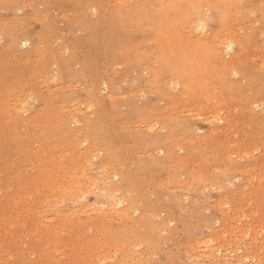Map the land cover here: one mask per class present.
Listing matches in <instances>:
<instances>
[{
    "label": "rangeland",
    "instance_id": "374dc122",
    "mask_svg": "<svg viewBox=\"0 0 264 264\" xmlns=\"http://www.w3.org/2000/svg\"><path fill=\"white\" fill-rule=\"evenodd\" d=\"M263 9L0 0V264H264Z\"/></svg>",
    "mask_w": 264,
    "mask_h": 264
},
{
    "label": "bare ground",
    "instance_id": "6f19581e",
    "mask_svg": "<svg viewBox=\"0 0 264 264\" xmlns=\"http://www.w3.org/2000/svg\"><path fill=\"white\" fill-rule=\"evenodd\" d=\"M151 1H153V0H151ZM182 1H183V0H182ZM230 1H231V0H230ZM206 2H208V1H206ZM209 2H210V1H209ZM176 3H177V2H176ZM180 3H181V2H180ZM180 3H179V4H180ZM201 3H204V2H201ZM233 3H234V2H233ZM195 5H196V4H195ZM195 5H194V6H195ZM200 5H201V4H200ZM200 5H198V6H200ZM206 5H207V4H206ZM206 5H205V7H207ZM223 5H224V4H223ZM230 5H231V4H230ZM261 5H262V4H261ZM202 6H203V5H202ZM214 6H216V5H214ZM214 6H213V7H214ZM232 6H233V5H232ZM178 7H179V6H178ZM222 7H223V6H222ZM228 7H229V6H228ZM242 7H243V6H242ZM190 8H191V7H190ZM202 8H203V7H202ZM223 8H224V7H223ZM230 8H231V7H230ZM161 10H163V9H161ZM166 10H167V8H166ZM177 10L179 11V9H177ZM222 10H223V9H222ZM263 10H264V9H263ZM204 11H205V10H204ZM234 11H235V10H234ZM122 12H123V11H122ZM192 12H193V11H192ZM192 12H191V13H192ZM201 12H202V11H201ZM227 12H228V11H227ZM231 12H232V11H231ZM172 13H173V12H172ZM205 13H206V12H205ZM169 14H170V13H169ZM228 14H229V13H228ZM228 14H227V15H228ZM188 15H189V14H188ZM196 15H197V13H196ZM196 17H197V16H196ZM202 17H203V16H202ZM227 17L229 18V16H227ZM201 19H202V18H201ZM226 19H227V18H226ZM183 22H184V21H183ZM196 24H197V23H196ZM251 25H252V24H251ZM236 26H237V25H236ZM222 28H223V27H222ZM144 29H145V28H144ZM195 29H196V28H195ZM219 29H220V28H219ZM224 29H225V28H224ZM223 34H224V33H223ZM229 34H230V33H229ZM231 34H232V33H231ZM233 34H234V33H233ZM226 35H227V33H226ZM192 36H193V35H192ZM203 36H204V35H203ZM219 36H220V35H219ZM229 36H230V35H229ZM208 37H210V36H208ZM212 37H213V36H212ZM226 37H227V36H226ZM200 38H201V37H200ZM200 38H199V39H200ZM216 38H217V37H216ZM218 38H219V37H218ZM220 38H221V37H220ZM222 38H223V37H222ZM201 39H202V38H201ZM203 39H204V37H203ZM208 39H209V38H208ZM233 40H235V39H233ZM211 41H212V40H211ZM216 41H217V40H216ZM238 41H239V40H238ZM51 42H52V41H51ZM175 42H176V41H175ZM217 42H218V41H217ZM52 43H53V42H52ZM212 43H213V42H212ZM219 43H220V42H219ZM239 43H240V42H239ZM215 44H216V43H215ZM220 44H221V43H220ZM224 44H225V48H226L227 50H229L231 47H233L234 42H233L231 39H229V40H226V41L224 42ZM243 44H244V43H243ZM236 45H237V44H236ZM238 45H239V44H238ZM215 46H217V45H215ZM221 46H222V45H221ZM223 46H224V45H223ZM219 47H220V46H219ZM244 48H245V47H244ZM239 49H240V48H239ZM245 49H246V48H245ZM215 50H216V49H215ZM219 52H220V51H219ZM223 52H224V50H223ZM59 54H60V53H59ZM219 57H220V56H219ZM211 58H212V57H211ZM220 58H221V57H220ZM222 58H223V57H222ZM157 61H158V60H157ZM158 62H159V61H158ZM229 62H230V61H229ZM161 63H162V62H161ZM163 63H164V62H163ZM224 65H226V64H224ZM231 66H232V65H231ZM111 67H112V66H111ZM233 67H234V66H233ZM259 67H260V66H259ZM115 68H116V67H115ZM222 68H223V67H222ZM231 68H232V67H231ZM113 70H114V69H113ZM228 71H229V70H228ZM111 72H112V71H111ZM235 73H236V72H235ZM225 76H226V75H225ZM225 76H224V77H225ZM42 77H43V76H42ZM43 78H44V77H43ZM176 79H177V78H176ZM178 79H179V78H178ZM178 79H177V80H178ZM169 80H170V79H169ZM179 80H180V79H179ZM170 81H171V80H170ZM172 81H173V80H172ZM50 82H51V81H50ZM54 82H55V81H54ZM73 82H74V81H73ZM167 82H168V81H167ZM174 82H175V81H174ZM184 82H185V80H184ZM51 83H52V82H51ZM199 83H200V82H199ZM175 84H176V83H175ZM177 84H178V83H177ZM49 85H51V84L49 83ZM49 85H48V86H49ZM79 85H80V84H79ZM52 86H53V85H52ZM169 86H170V85H169ZM44 87H45V86H44ZM53 87H54V86H53ZM60 87H61V86H60ZM156 87H157V86H156ZM58 88H59V87H58ZM71 89H72V88H71ZM102 89H103V88H102ZM107 89H108V88H107ZM203 89H204V88H203ZM98 91H99V90H98ZM104 92H105V91H104ZM230 92H231V91H230ZM43 94H44V93H43ZM127 94H128V93H127ZM139 94H140V93H139ZM139 94H138V95H139ZM113 95H114V94H113ZM131 95H132V94H131ZM102 97H103V96H102ZM105 98H106V97H105ZM64 99H65V98H64ZM110 99H111V98H110ZM78 103H79V102H78ZM85 103H86V102H85ZM12 104H13V102H12ZM55 104H57V103H55ZM88 104H89V103H88ZM252 105H253V104H252ZM232 106H233V105H232ZM46 107H47V106H46ZM12 108H13V107H12ZM80 109H81V108H80ZM225 109H226V108H225ZM69 110H70V109H69ZM80 111H81V110H80ZM85 111H86V110H85ZM188 111H189V110H188ZM35 112H36V111H35ZM74 112H75V111H74ZM195 113H196V112H195ZM77 116H78V115H77ZM88 116H90V115H87V117H88ZM49 117H51V116H49ZM54 117H55V116H54ZM78 117H79V116H78ZM216 117H217V116H216ZM220 117H221V116H220ZM55 118L57 119V117H55ZM67 118H68V117H67ZM219 119H221V118H219ZM144 122H145V121H144ZM43 124H44V122H43ZM56 124H57V123H56ZM139 124H140V123H139ZM121 126H122V124H121ZM136 126H137V125H136ZM136 126H135V127H136ZM131 127H132V126H131ZM147 128H148V127H147ZM20 129H21V128H20ZM57 129H58V128H57ZM54 130H55V129H54ZM15 131H16V130H15ZM20 131H21V130H20ZM67 131H68V130H67ZM58 132H59V131H58ZM24 133H25V132H24ZM54 134H55V133H54ZM70 135H71V134H70ZM73 135H75V134H73ZM48 136H49V135H48ZM53 136H54V135H53ZM69 137H70V136H69ZM64 138H65V137H64ZM79 138H80V137H79ZM56 139H57V138H56ZM77 140H78V139H77ZM56 141H57V140H56ZM64 141H65V140H64ZM66 141H67V140H66ZM81 141H82V140H81ZM94 141H95V140H94ZM43 142H44V141H43ZM96 142H97V141H96ZM99 142H100V141H99ZM129 142H130V141H129ZM58 143H59V142H58ZM64 143H65V142H64ZM97 143H98V142H97ZM123 143H124V142H123ZM18 144H19V143H18ZM59 144H60V143H59ZM65 144H66V143H65ZM29 145H31V144H29ZM51 145H52V144H51ZM95 145H96V144H95ZM99 145H100V144H99ZM117 145H118V143H117ZM54 146H55V145H54ZM66 146H67V144H66ZM92 147H93V146H92ZM112 148H113V147H112ZM174 148H175V147H174ZM172 149H173V148H172ZM151 150H152V149H151ZM173 150H174V149H173ZM52 151H53V149H52ZM64 151H65V149H64ZM85 151H87V150H85ZM61 152H62V150H61ZM82 152H84V151H82ZM90 152H91V151H90ZM112 152H113V151H112ZM157 152H158V151H157ZM50 153H51V152H50ZM57 153H58V152H57ZM77 153H78V152H77ZM93 153H94V152H93ZM117 153H118V152H117ZM133 153H134V152H133ZM138 153H139V152H138ZM52 154H53V153H52ZM83 154H84V153H83ZM97 154H98V153H97ZM176 154H177V153H176ZM178 154H179V153H178ZM13 155H14V154H13ZM47 155H49V154H47ZM60 155H61V153L59 154V156H60ZM72 155H74V154H72ZM77 155H78V154H77ZM118 155H119V154H118ZM122 155H123V154H122ZM41 156H42V155H41ZM66 156H67V155H66ZM68 156H69V155H68ZM80 156H81V155H80ZM133 156H134V155H133ZM153 156H154V154H153ZM44 157H45V156H44ZM47 157H48V156H47ZM54 157H55V156H54ZM56 157H57V156H56ZM87 157H88V156H87ZM98 157H99V156H98ZM179 157H180V156H179ZM23 158H24V157H23ZM52 158H53V156H52ZM82 158H83V157H82ZM42 159H43V156H42ZM106 159H107V158H106ZM121 159H122V158H121ZM166 159H167V158H166ZM176 159H177V158H176ZM48 160H49V159H48ZM159 160H160V159H159ZM28 161H29V160H28ZM51 161H52V160H51ZM79 161H80V160H79ZM93 161H95V160H93ZM117 161H118V159H117ZM124 161H125V160H124ZM173 161H174V160H173ZM40 162H41V160H40ZM80 162H81V161H80ZM83 162H84V161H83ZM121 162H122V161H121ZM168 162H169V161H168ZM171 162H172V161H171ZM50 163H51V162H50ZM61 163H62V162H61ZM72 163H73V162H72ZM72 163H71V164H72ZM109 163H111V162H109ZM161 163H162V161H161ZM165 163H166V161H165ZM64 164H65V162H64ZM79 164H80V163H79ZM106 164H107V163H106ZM113 164L115 165V163H113ZM130 164H131V163H130ZM130 164H129V165H130ZM156 164H157V163H156ZM159 164H160V163H159ZM168 164H169V163H168ZM176 164H177V163H176ZM29 165H30V164H29ZM36 165H37V163H36ZM56 165H57V164H56ZM111 165H112V164H111ZM161 165H162V164H161ZM166 165H167V164H166ZM194 165H195V164H194ZM17 166H18V165H17ZM43 166H44V165H43ZM174 166H175V165H174ZM14 167H15V166H14ZM50 167H51V166H50ZM72 167H73V166H72ZM95 167H97V166H95ZM101 167H103V166H101ZM112 167H113V166H112ZM114 167H115V166H114ZM114 167H113V168H114ZM47 168H48V167H47ZM57 168H58V167H57ZM59 168H61V167H59ZM81 168H82V167H81ZM85 168H86V167H85ZM87 168H88V167H87ZM106 168H107V167H106ZM126 168H127V167H126ZM39 169H40V168H39ZM44 169H45V168H44ZM62 169H64V168L62 167ZM76 169H77V168H76ZM76 169H75V170H76ZM98 169H99V168H98ZM98 169H97V170H98ZM109 169H110V168H109ZM116 169H117V168H116ZM188 169H189V168H188ZM35 170H37V168H36ZM40 170H41V169H40ZM50 170H51V169H50ZM71 170H72V168H71ZM71 170H70V171H71ZM75 170H74L72 173H74ZM89 170H90V169H89ZM133 170H134V169H133ZM263 170H264V169H263ZM26 171H27V170H26ZM60 171H62V170H60ZM65 171H66V170H65ZM85 171H86V170H85ZM127 171H128V170H127ZM41 172H42V171H41ZM46 172H47V170H46ZM52 172H54V171H52ZM83 172H84V171H83ZM91 172L93 173V170H92ZM102 172H103V171H102ZM209 172H210V171H209ZM14 173H15V172H14ZM50 173H51V172H50ZM50 173H49V174H50ZM59 173H62V172H59ZM59 173H58V174H59ZM63 173H64V172H63ZM63 173H62V175H63ZM68 173H69V172H68ZM87 173H88V172H87ZM99 173H100V172H99ZM106 173H108V172H106ZM106 173H105V174H106ZM116 173H117V172H115V174H116ZM145 173H146V172H145ZM260 173H261V172H260ZM42 174H43V172H42ZM52 174H53V173H52ZM58 174H57V175H58ZM96 174H98V172H97ZM102 174H103V173H102ZM102 174H101V175H102ZM33 175H34V174H33ZM53 175H54V174H53ZM53 175H52V176H53ZM86 175H87V174H86ZM92 175H93V174H92ZM138 175H139V174H138ZM142 175H143V174H142ZM147 175H148V174H147ZM18 176H19V175H18ZM24 176H25V175H24ZM66 176H67V175H66ZM77 176H78V175H77ZM89 176H90V173H89ZM143 176H144V175H143ZM143 176H142V177H143ZM172 176H174V175H172ZM15 177H16V176H15ZM107 177L110 178V176H107ZM111 177H112V176H111ZM157 177H158V176H157ZM178 177H179V176H178ZM9 178H10V177H9ZM58 178H59V176H58ZM75 178H76V177H75V175H74V180H76ZM77 178H78V177H77ZM81 178H82V177H80V179H81ZM95 178H96V177H95ZM97 178H98V177H97ZM19 179H20V178H19ZM28 179H29V178H28ZM38 179H39V178H38ZM52 179H53V178H52ZM72 179H73V178H72ZM78 179H79V178H78ZM80 179H79V181H81ZM105 179H106V178H105ZM166 179H167V178H166ZM172 179H173V178H172ZM32 180H33V179H32ZM35 180H36V179H35ZM59 180H60V179H59ZM66 180H67V178H66ZM82 180H84V178H83ZM110 180H111V179H110ZM43 181H44V179H43ZM43 181H42V182H43ZM61 181H62V180H60V182H61ZM84 181H85V180H84ZM92 181H93V180H92ZM27 182H28V181H27ZM63 182H64V181H62V183H63ZM66 182H67V181H66ZM69 182H70V181H69ZM82 182H83V181H82ZM105 182H106V181H105ZM108 182H112V180H111V181H108ZM114 182H116V181H114ZM120 182H121V181H120ZM120 182H119V183H120ZM159 182H160V181H159ZM248 182H249V181H248ZM44 183H47V182H44ZM48 183H51V182L48 181ZM74 183H75V182H74ZM127 183H128V182H127ZM36 184H37V183H36ZM41 184H42V183H41ZM59 184H60V183H59ZM75 184L78 185L79 183H75ZM86 184H87V183H86ZM89 184H90V183H89ZM105 184H107V183H105ZM110 184H111V183H110ZM112 184H113V182H112ZM249 184H250V182H249ZM255 184H256V183H255ZM70 185H71V183H70ZM70 185H69V186H70ZM82 185H84V182L82 183ZM158 185H159V184H158ZM168 185H169V184H168ZM178 185H179V184H178ZM201 185H202V184H201ZM201 185H200V186H201ZM28 186H29V185H28ZM64 186H65V185H64ZM74 186H75V185H74ZM88 186H89V185H88ZM111 186H113V185H111ZM111 186H110V187H111ZM163 186H164V185H163ZM175 186H177V185H175ZM181 186H182V185H181ZM35 187H36V186H35ZM35 187H33V188H35ZM37 187H39L38 184H37ZM40 187H41V185H40ZM45 187H46V186H45ZM56 187H57V186H56ZM66 187H67V186H66ZM170 187H171V186H170ZM182 187H183V186H182ZM198 187H199V185H198ZM47 188H48V187H47ZM49 188H50V187H49ZM68 188H69V187H68ZM71 188H72V187H71ZM111 188H112V187H111ZM178 188H179V187H178ZM208 188H209V187H208ZM52 189H53V188H52ZM54 189H55V188H54ZM82 189H83V188H82ZM106 189L108 190V188H106ZM109 189H110V188H109ZM117 189L120 190L119 188H117ZM29 190H30V189H29ZM34 190H35V189H34ZM45 190H46V189H45ZM57 190H58V188H57ZM103 190H104V189H103ZM110 190H111V189H110ZM113 190H115V189H113ZM118 190H116V192H117ZM196 190H197V189H196ZM41 191H42V190H41ZM43 191H44V190H43ZM48 191H49V190H48ZM71 191H72V190H71ZM126 191H127V190H126ZM128 191H129V190H128ZM179 191H180V190H179ZM22 192H23V191H22ZM32 192H33V191H32ZM44 192H45V191H44ZM44 192H41V193H44ZM65 192H66V190H65ZM69 192H70V191H69ZM131 192H132V191H131ZM52 193H53V192H52ZM52 193H51V194H52ZM59 193H60V192H59ZM105 193H107V192H105ZM109 193H110V191H109ZM51 194H50V195H51ZM61 194H62V193H61ZM66 194H67V193H66ZM72 194H73V193H72ZM113 194H115V193L113 192ZM152 194H153V193H152ZM163 194H164V193H163ZM181 194H182V193H181ZM35 195H36V194H35ZM46 195H47V193H46ZM57 195H58V194H57ZM57 195H56V196H57ZM68 195H70V193H68ZM109 195H110V194H109ZM154 195H155V194H154ZM164 195H165V194H164ZM29 196H30V195H29ZM37 196H38V195H37ZM74 196H75V195H74ZM111 196H112V195H111ZM116 196H118V195L116 194ZM145 196H146V195H145ZM35 197H36V196H34V198H35ZM44 197H45V196H44ZM44 197H43V198H44ZM60 197H62V196H60ZM41 198H42V197H41ZM116 198H117V197H116ZM120 198H121V197H120ZM128 198H129V197H128ZM26 199H27V198H26ZM47 199H48V198H47ZM54 199H55V197H54ZM67 199H69V198H67ZM73 199H74V198H73ZM112 199H113V198H112ZM121 199H123V197H122ZM126 199H127V198H126ZM126 199H123V200H126ZM152 199H153V198H152ZM0 200H1V199H0ZM3 200H4V199H3ZM31 200H32V198H31ZM45 200H46V199H45ZM52 200H53V199H52ZM56 200H57V199H56ZM85 200H87V199H85ZM161 200H162V199H161ZM34 201H35V200H34ZM113 201H114V200H113ZM117 201H118V200H117ZM163 201H164V200H163ZM30 202H31V201H30ZM40 202H41V200H40ZM45 202H46V201H45ZM50 202H51V201H50ZM76 202H79V201L76 200ZM121 202H122V201H121ZM35 203H36V202H35ZM42 203H43V202H42ZM51 203H52V202H51ZM65 203H66V202H65ZM70 203H71V202H70ZM138 203H139V202H138ZM179 203H180V202H179ZM16 204H17V202H16ZM37 204H38V203H37ZM122 204H123V203H122ZM33 205H34V204H32V207H33ZM62 205H63V204H62ZM84 205H85V204H84ZM91 205H92V204H91ZM119 205H120V203H119ZM123 205H124V204H123ZM179 205H180V204H179ZM188 205H189V204H188ZM36 206H37V205H36ZM42 206H43V205H42ZM42 206H41V207H42ZM128 206H129V205H128ZM182 206H183V205H182ZM43 207H44V206H43ZM87 207H88V206H87ZM202 207H203V206H202ZM207 207H208V206H207ZM115 208H116V207H115ZM163 208H164V207H163ZM163 208H162V209H163ZM179 208H180V207H179ZM203 208L205 209V207H203ZM203 208H202V209H203ZM235 208H236V207H235ZM80 209H81V208H80ZM124 209H125V208H124ZM127 209H128V208H127ZM137 209H138V208H137ZM185 209H186V208H185ZM202 209H200V210H202ZM4 210H5V209H4ZM24 210H25V209H24ZM77 210H78V209H77ZM86 210H87V209H86ZM125 210H126V209H125ZM158 210H159V209H158ZM223 210H224V208H223ZM245 210H246V209H245ZM30 211H31V210H30ZM82 211H83V210H82ZM92 211H93V210H92ZM108 211H109V209H108ZM122 211H123V210H122ZM130 211H131V210H130ZM134 211H135V210H134ZM134 211H133V212H134ZM166 211H168V210H166ZM177 211H178V210H177ZM31 212H32V211H31ZM77 212H78V211H77ZM110 212H111V211H110ZM110 212H109V214H110ZM117 212H118V211H117ZM119 212H120V211H119ZM149 212H150V211H149ZM70 213H71V212H70ZM100 213H101V212H100ZM174 213H175V212H174ZM34 214H35V213H34ZM60 214H61V213H60ZM60 214H59V215H60ZM66 214H67V213H66ZM90 214H91V213H90ZM226 214H227V213H226ZM228 214H229V213H228ZM234 214H235V213H234ZM64 215H65V214H64ZM67 215H68V214H67ZM69 215H70V214H69ZM69 215H68V216H69ZM74 215H75V214H74ZM74 215H73V217H74ZM78 215H79V214H78ZM121 215H123V214L121 213ZM155 215H156V214H155ZM159 215H160V214H159ZM31 216H32V215H31ZM33 216H34V215H33ZM33 216H32V217H33ZM49 216H50V215H49ZM53 216H54V215H53ZM103 216H104V215H103ZM107 216H108V215H106L105 217H107ZM116 216H117V215H116ZM240 216H241V215H240ZM248 216H249V215H248ZM29 217H30V215H29ZM59 217H60V216H59ZM65 217H66V216H65ZM101 217H102V216H101ZM114 217H115V216H114ZM157 217H158V216H157ZM180 217H181V216H180ZM62 218H64V217H62ZM69 218H70V217H69ZM75 218H76V217H75ZM79 218H80V217H79ZM99 218H100V217H99ZM138 218H139V217H138ZM155 218H156V217H155ZM155 218H154L153 220H155ZM167 218H168V217H167ZM32 219H33V218H32ZM37 219H38V218H37ZM77 219H78V218H77ZM84 219H85V218H84ZM97 219H98V218H97ZM147 219H148V218H147ZM227 219H228V218H227ZM232 219H233V218H232ZM235 219H236V218H235ZM235 219H234V220H235ZM251 219H252V217H251ZM5 220H6V219H5ZM21 220H22V219H21ZM34 220H35V219H34ZM104 220H105V219H104ZM26 221H27V220H26ZM35 221H36V220H35ZM65 221H68V220H65ZM121 221H125V220H121ZM136 221H137V220H136ZM226 221H227V220H226ZM226 221H225V222H226ZM23 222H24V221H23ZM37 222H38V220H37ZM39 222H40V221H39ZM42 222H43V221H42ZM107 222H108V221H107ZM59 223H60V222H59ZM71 223H72V222H71ZM87 223L89 224V221H88ZM111 223H112V222H111ZM139 223H140V222H139ZM100 224H102V223H100ZM165 224H166V223H165ZM212 224H214V223H212ZM233 224H234V223H233ZM96 225H97V224H96ZM108 225H109V224H108ZM152 225H153V224H152ZM37 226H38V225H37ZM49 226H50V225H49ZM115 226H116V225H115ZM125 226H126V225H125ZM162 226H163V225H162ZM199 226H200V225H199ZM93 227H94V226H93ZM98 227H99V226H98ZM105 227H106V226H105ZM173 227H175V226H173ZM203 227H204V226H203ZM224 227H225V226H224ZM240 227H241V226H240ZM44 228H45V227H44ZM64 228H65V227H64ZM134 228H135V227H134ZM169 228H170V227H169ZM225 228H226V227H225ZM57 229H59V228H57ZM94 229H95V228H94ZM96 229H97V226H96ZM109 229H110V228H109ZM111 229H112V228H111ZM115 229H116V228H115ZM128 229H129V228H128ZM148 229H149V228H148ZM150 229H151V228H150ZM159 229H160V228H159ZM170 229H171V228H170ZM203 229H204V228H203ZM92 230H93V228H92ZM112 230H113V229H112ZM134 230H135V229H134ZM160 230H161V229H160ZM245 230H246V229H245ZM46 231H47V230H46ZM53 231H54V230H53ZM64 231H66V230H64ZM73 231H74V230H73ZM94 231H95V230H94ZM99 231H100V230H99ZM104 231H105V230H104ZM108 231H109V230H108ZM147 231H148V230H147ZM147 231H146V232H147ZM149 231H150V230H149ZM149 231H148V232H149ZM155 231H156V230H155ZM260 231H261V230H260ZM47 232H48V231H47ZM100 232H101V231H100ZM102 232H103V230H102ZM106 232H107V231H106ZM106 232H105V233H106ZM112 232H113V231H112ZM112 232H111V233H112ZM141 232H142V231H141ZM148 232H147V233H148ZM190 232H192V231H190ZM251 232H252V231H251ZM8 233H9V232H8ZM89 233H90V231H89ZM97 233H98V232H97ZM113 233H115V232H113ZM149 233H150V232H149ZM149 233H148V234H149ZM129 234H130V233H129ZM226 234H227V233H226ZM252 234H253V233H252ZM47 235H48V233H47ZM47 235H45V236H47ZM52 235L54 236L53 233H52ZM56 235H57V234H56ZM58 235H59V234H58ZM87 235H88V234H87ZM90 235H91V234H90ZM98 235H99V234H98ZM105 235H106V234H105ZM111 235H112V234H111ZM120 235H121V234H120ZM131 235H132V234H131ZM48 236H49V235H48ZM60 236H61V235H60ZM60 236H59V237H60ZM80 236H81V235H80ZM128 236H129V235H128ZM173 236H174V235H173ZM173 236H172V237H173ZM261 236H262V235H261ZM57 237H58V236H57ZM57 237L54 236L55 239H56ZM90 237H91V236H90ZM119 237H120V236H119ZM119 237H118V238H119ZM193 237H195V236H193ZM220 237H221V236H220ZM222 237H223V236H222ZM32 238H33V237H32ZM51 238H52V237H51ZM54 238H53V239H54ZM62 238H63V237H62ZM64 238H67V237H64ZM95 238H96V237H95ZM101 238H102V237H101ZM103 238H104V237H103ZM139 238H140V237H138V239H139ZM146 238H147V237H145V239H146ZM203 238H204V237H203ZM25 239H26V238H25ZM47 239H48V238H47ZM55 239H54V240H55ZM80 239H81V238H80ZM107 239H108V237H107ZM119 239H120V238H119ZM132 239H133V241H134V238H132ZM242 239H243V238H242ZM60 240H61V239H60ZM89 240H90V239H89ZM135 240H136V239H135ZM140 240H141V239H140ZM16 241H17V240H16ZM80 241H81V240H80ZM100 241H101V240H100ZM107 241H108V240H107ZM110 241H111V240H110ZM123 241H124V240H123ZM143 241L145 242V240H143ZM149 241H151V239H149ZM156 241H157V240H156ZM159 241H161V240H159ZM171 241H172V240H171ZM192 241H193V240H192ZM243 241H244V240H243ZM24 242H25V241H24ZM24 242H23V243H24ZM61 242H62V241H61ZM64 242H65V241H64ZM83 242H84V241H83ZM114 242H116V241H114ZM134 242H135V241H134ZM144 242H140V243L142 244V243H144ZM146 242H147V241H146ZM195 242H196V241H195ZM199 242H200V241H199ZM13 243H14V242H13ZM92 243H93V242H92ZM98 243H100V242H98ZM168 243H169V242H168ZM29 244H30V243H29ZM57 244H58V243H57ZM60 244H61V243H60ZM106 244H107V242H106ZM137 244H138V243H137ZM141 244H140V245H141ZM147 244H149V243H147ZM157 244H158V243H157ZM240 244H241V243H240ZM12 245H13V244H12ZM74 245H75V244H74ZM82 245H83V244H82ZM102 245H104V244H102ZM115 245H116V244H115ZM118 245H119V244H118ZM242 245H243V244H242ZM15 246H16V245H15ZM68 246H69V245H68ZM92 246H93V245H92ZM92 246H90V247L92 248ZM106 246H107V245H106ZM121 246H122V245H121ZM162 246H163V245H162ZM176 246H177V244H176ZM204 246H205V245H204ZM206 246H207V245H206ZM208 246H209V245H208ZM75 247H76V246H75ZM119 247H120V246H119ZM131 247H132V246H131ZM131 247H130V248H131ZM133 247H134V246H133ZM164 247H165V246H164ZM172 247H173V246H172ZM177 247H178V246H177ZM184 247H185V246H184ZM121 248H122V247H121ZM162 248H163V247H162ZM168 248H169V247H168ZM30 249H31V248H30ZM47 249H48V248H47ZM56 249H57V248H56ZM65 249H66V248H65ZM100 249H101V248H99V250H100ZM102 249H103V248H102ZM102 249H101V250H102ZM131 249H132V248H131ZM158 249H159V248H158ZM181 249H182V247H181ZM183 249H184V248H183ZM208 249H209V248H208ZM231 249H232V248H231ZM236 249H237V248H236ZM12 250H13V249H12ZM15 250H16V248H15ZM52 250H54V249H52ZM99 250H97V251H99ZM147 250H148V249H147ZM155 250H156V249H155ZM167 250H168V249H167ZM170 250H171V249H170ZM206 250H207V249H206ZM241 250H242V249H241ZM68 251H71V250L68 249ZM82 251H83V250H82ZM95 251H96V250H95ZM104 251H105V250H104ZM120 251H121V250H120ZM125 251H126V250H125ZM127 251H128V249H127ZM192 251H193V250H192ZM25 252H26V251H25ZM65 252H66V251H65ZM71 252H72V251H71ZM86 252H87V251H86ZM86 252H84V253H86ZM134 252H135V251H134ZM141 252H142V251H141ZM144 252H145V251H144ZM177 252H179V251H177ZM232 252H233V251H232ZM19 253H20V252H19ZM100 253H101V251H100ZM127 253H128V252H127ZM130 253H131V252H130ZM151 253H152V252H151ZM155 253H156V252H155ZM198 253H199V252H198ZM49 254H51V253H49ZM53 254H54V253H53ZM141 254H142V253H141ZM147 254H148V253H147ZM181 254H182V253H181ZM183 254H184V253H183ZM191 254H192V253H191ZM193 254H194V252H193ZM59 255H60V254H59ZM125 255H128V254H125ZM132 255L135 256V254H132ZM132 255H131V257H132ZM137 255H138V254H137ZM139 255H140V254H139ZM229 255H230V254H229ZM44 256H45V255H44ZM53 256H54V255H53ZM53 256H52V257H53ZM85 256H86V255H85ZM118 256H119V255H118ZM118 256H117V257H118ZM150 256H151V255H150ZM179 256H180V254H179ZM181 256H182V255H181ZM207 257H208V256H207ZM227 257H228V256H227ZM242 257H243V256H242ZM247 257H248V256H247ZM111 258H112V257H111ZM132 258H133V257H132ZM150 258H151V257H150ZM150 258H149V259H150ZM195 258H196V257H195ZM48 259H49V258H48ZM174 259H176V258H174ZM254 259H257V257H256V258H253V261H254ZM55 260H56V259H55ZM88 260H89V259H88ZM180 260H181V259H180ZM197 260H198V259H197ZM48 261H49V260H48ZM58 261H59V260H58ZM61 261H62V260H61ZM61 261H60V263H61ZM130 261H131V260H130ZM138 261H139V260H138ZM143 261H144V260H143ZM185 261H186V260H185ZM253 261H252V262H253ZM35 262H36V261H35ZM42 262H43V261H42ZM64 262H65V261H64ZM85 262H86V261H85ZM89 262H90V261H89ZM103 262H104V261H103ZM126 262H127V261H126ZM126 262H125V263H126ZM149 262H151V261H149ZM183 262H184V261H183ZM235 262H236V261H235ZM247 262H248V261H247ZM29 263H30V262H29ZM127 263H129V262H127ZM133 263H135V262H133ZM141 263H142V262H141ZM172 263H173V262H172ZM184 263H185V262H184ZM197 263H198V262H197ZM244 263H245V262H244ZM23 264H24V263H23ZM51 264H52V263H51ZM118 264H119V263H118ZM179 264H180V263H179ZM185 264H187V263H185ZM199 264H201V263H199Z\"/></svg>",
    "mask_w": 264,
    "mask_h": 264
}]
</instances>
